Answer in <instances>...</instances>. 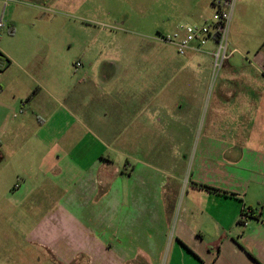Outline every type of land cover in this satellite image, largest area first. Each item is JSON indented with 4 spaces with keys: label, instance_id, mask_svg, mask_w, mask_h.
Returning <instances> with one entry per match:
<instances>
[{
    "label": "crops",
    "instance_id": "1",
    "mask_svg": "<svg viewBox=\"0 0 264 264\" xmlns=\"http://www.w3.org/2000/svg\"><path fill=\"white\" fill-rule=\"evenodd\" d=\"M78 1L0 0L6 25L0 35L41 36L48 59L62 62L63 54L49 49L60 45L68 13L84 21L105 6L86 10ZM208 2L195 0L196 10ZM252 9L262 32L241 84H214L213 76L210 85L198 83L201 74H194L172 86L166 100L165 85L116 88L94 68L81 72L77 86L38 80L58 75L50 68L35 71L33 86L0 101V264H7L6 249L7 258L20 252L14 264H84L85 255L88 264H264V0H237L232 25H244ZM51 24H57L54 35L44 30ZM188 54L193 59L202 52ZM3 55L7 71L19 67L15 54ZM164 72L157 66L148 75L158 80ZM208 90L222 106L240 104L225 112L239 124L237 149L226 153L221 167H153L158 159L149 158L143 141L164 139L168 114L179 129L192 124ZM170 127L168 139L177 148L183 135ZM121 128L126 157L118 166L114 141Z\"/></svg>",
    "mask_w": 264,
    "mask_h": 264
},
{
    "label": "rangeland",
    "instance_id": "2",
    "mask_svg": "<svg viewBox=\"0 0 264 264\" xmlns=\"http://www.w3.org/2000/svg\"><path fill=\"white\" fill-rule=\"evenodd\" d=\"M193 1L195 2V0H83L84 5H87L86 10L89 5L105 6L99 12L92 11L91 14L96 16L84 19V21L80 20L77 13H68L67 27L59 36L60 45L57 42L49 49L50 54L54 51H60L63 54L62 62L59 59L58 63L56 60L54 63L53 59H48L46 56V43L41 40V36L26 39L21 31L15 37L8 33L1 34L0 53L15 54L14 57L17 58L19 67L14 66L15 68H11L9 71L6 69L0 71V101H8L10 91L15 90L21 93L26 86H33L32 74L43 69H56L58 75H47L44 77L45 80L35 78L47 84L61 86H77L81 72L91 68L99 71L102 75L108 74L109 78H112L108 84L112 87L116 86V88L140 85L145 81L147 83L157 82L167 86L164 93L166 100H170L173 95L170 91L172 86L189 82L190 76L193 80L194 74H197V77L201 74L196 82L209 85L212 84V76L214 84L231 85L248 81V76L243 75L242 72H249L250 65L248 63L259 47L258 37L262 31L260 23L254 21L255 12L253 9L250 13V20L244 25L233 28L232 22L237 0L228 31V49L233 51V54L216 74H213V60L209 55V51L215 48L211 42L208 43L202 54L193 59L189 54L180 55L176 48L168 43L157 42V39L160 40L162 35L170 34L178 26H200L212 20L215 8L211 0H208V4L206 3L202 10L201 7H198V10L201 11L196 10ZM76 3H71V5H76ZM53 17L55 14L52 13L50 18ZM38 25L43 29V24ZM44 30L54 35L57 24L48 25ZM52 47L54 48L52 49ZM78 62L79 66H77ZM157 66L165 71L158 80L154 76L148 75V71ZM115 74L116 77H114ZM100 83L105 84L106 82ZM211 92L208 90V96L197 107L196 119L192 124L182 125L179 129L178 124L172 122L168 114L161 123L162 127H166L165 134L162 135L164 139L143 141L149 150V158L155 156L158 159L157 163L150 159L151 163H156V165H152L153 167L171 164L176 167L205 164H209L211 167H221L223 160L226 162V153L237 149L239 124L231 119L232 117L229 118L225 112L226 110L236 111L240 104L235 107L228 106L229 108L222 106L221 103H216L212 98H209ZM237 94V92H230L232 96H237ZM234 101L239 102L238 98H234ZM172 106L171 103L167 104V112L172 109ZM15 112V114H19V110ZM14 113H11L10 117H13ZM169 125H171L170 131L183 135V138L179 139L180 141L177 143L179 146L177 148L168 139ZM117 134L119 139L114 143L117 144L115 146L119 150L116 159L120 166V162L126 157L124 128L118 129ZM136 150L137 146L133 152L134 156L138 155ZM103 156H108L106 148H103ZM167 158H172L174 163ZM129 159V163H132V159ZM19 178L21 180L22 177ZM186 178L187 175L183 181ZM8 181L9 178L6 182ZM185 190L186 186L183 185L181 195ZM19 237L21 239L20 234ZM3 239L4 242L9 241V232L5 231ZM5 246L7 248L6 243ZM8 253L9 251L6 249L7 264H14L16 261L14 258H17L20 252L13 251L10 258H7ZM87 257L85 255L84 264H88ZM40 264L48 263L43 261Z\"/></svg>",
    "mask_w": 264,
    "mask_h": 264
},
{
    "label": "built area",
    "instance_id": "3",
    "mask_svg": "<svg viewBox=\"0 0 264 264\" xmlns=\"http://www.w3.org/2000/svg\"><path fill=\"white\" fill-rule=\"evenodd\" d=\"M236 0H212L215 12L211 21L203 25H181L170 34L162 35L161 40L176 48L180 55L190 52H203L207 44L212 41L215 48L209 51L213 58V74H216L233 54L228 49V31ZM6 25L0 19V29ZM8 63L0 55V71L6 69ZM80 63H77L79 66ZM246 212H248L246 210ZM241 222L246 224V217L241 216Z\"/></svg>",
    "mask_w": 264,
    "mask_h": 264
},
{
    "label": "trees",
    "instance_id": "4",
    "mask_svg": "<svg viewBox=\"0 0 264 264\" xmlns=\"http://www.w3.org/2000/svg\"><path fill=\"white\" fill-rule=\"evenodd\" d=\"M0 55L1 56H3V57H5L2 53H0ZM6 58V57H5ZM6 60H7V63H8V65H7V67H6V69L8 68V66H9V63H10V61L6 58ZM5 70V69H4ZM4 70H2V71H4ZM248 213H249V210H248V212H246V210L243 212V216H245L246 217V219H247V217H248Z\"/></svg>",
    "mask_w": 264,
    "mask_h": 264
}]
</instances>
